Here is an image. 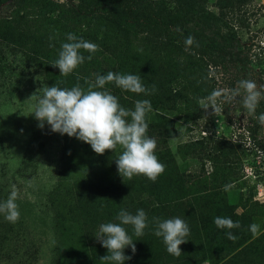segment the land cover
Returning a JSON list of instances; mask_svg holds the SVG:
<instances>
[{
  "label": "rangeland",
  "instance_id": "1",
  "mask_svg": "<svg viewBox=\"0 0 264 264\" xmlns=\"http://www.w3.org/2000/svg\"><path fill=\"white\" fill-rule=\"evenodd\" d=\"M12 1L1 0L0 3V202L5 201L15 188L20 217L18 222L10 223L0 214V264H106L100 258L108 251L95 235L100 224L118 223L116 216L121 209L132 214L143 209L148 216L149 226L140 237L134 235L132 226H125L136 246L137 239L150 238L156 242L158 247L151 255L153 260L149 256L146 262L173 264L178 258L167 252L162 237L154 235L152 220L153 217L162 220L180 217L184 221L188 219L190 228L188 241L180 245L182 255L198 256L203 252L201 248H205L206 253L216 247L213 259L201 260L198 264H254L256 257L245 249L247 242L255 236L241 242V227L233 228L230 231L238 238L229 241L226 239L229 230L218 228L214 218L225 217L222 214L231 209L233 214H240L242 197L252 195L253 223L260 226L259 234L264 230V183L256 178L257 174L264 175V149H261L264 138H259L262 127L257 119L246 115L237 100L223 104L218 101L219 110L215 113L211 106L207 109L200 106L199 117L186 122L180 111L181 105L177 103L176 107H171L173 100H166L164 74L140 76L147 88L156 86L155 93L130 92L128 96L149 100L159 94L157 99L165 102L152 106L146 115L147 122H152L156 113L174 120L175 133L165 141H156L155 154L169 149L178 167L177 173H180L198 163L187 150L188 143L208 138L206 142L214 147L217 146L215 139L223 136L242 144V167L235 169L237 174L227 184L222 183L219 189H199L197 193L204 199L199 205L193 204L191 211L190 205L175 200L174 192L180 184L174 174L167 172L171 167L165 165L159 180L150 185L154 199L147 193L145 198L141 188L134 183L119 194L118 206L93 220L88 211H83L86 194L93 188L91 181L95 180L98 185L111 184L113 165L121 147L118 145L115 151L96 154L88 143L52 132L46 122L43 128L38 127L39 122L32 114L37 98L48 87L41 58L50 49L59 53L66 33L64 27L71 17L64 10L76 0H52L63 11L53 13L62 15L52 23L35 0H28L21 9L20 18H11ZM209 6L217 11L211 4ZM240 18L236 30L243 63L227 66L226 70L218 67L216 90L234 88L240 79H253L264 84V0H247ZM210 70L213 75L214 67ZM229 78L236 79L233 86H230ZM260 105L264 107V100ZM248 126H257L249 138L245 136ZM157 157L163 164V159ZM205 169L211 170L209 160L205 162ZM146 185L144 183V188ZM211 192L218 194L204 195ZM124 252L131 256L124 264H136L132 262V258L137 259L136 252L133 254L130 246Z\"/></svg>",
  "mask_w": 264,
  "mask_h": 264
},
{
  "label": "trees",
  "instance_id": "2",
  "mask_svg": "<svg viewBox=\"0 0 264 264\" xmlns=\"http://www.w3.org/2000/svg\"><path fill=\"white\" fill-rule=\"evenodd\" d=\"M35 1L47 16L49 23L61 17L62 13L53 14L63 11L60 10V5L52 0ZM27 2L28 0H13L11 18L15 20L20 18L21 9ZM246 2L247 0H76L71 2L64 10L70 13L71 17L65 18L69 20L64 27L66 33L62 42H68L67 33H74L77 37L96 43L100 50L91 54V60L87 59L90 53L81 50L86 57L84 63L68 76H63L58 67L51 65L58 59L59 53L50 49L45 56H42L43 58L40 57L45 64L43 68L47 86L71 88L78 82L86 89L88 82H94L97 74L104 75L109 71L145 77L150 75L154 77L163 73L165 76L163 93H166L167 102L173 100L171 107H176L177 103L181 105L180 111L186 122L196 119L199 117V101L206 99L216 90L215 77L219 72L218 67L220 69L224 67L223 69L226 70L227 66H235L242 62L236 29L237 23L241 20L240 12ZM210 4L217 8V11H213ZM189 36L195 38L194 43L186 46L185 40ZM35 52L41 56L38 50ZM211 67L215 69L213 75ZM235 81V78L228 80L230 86H233ZM172 85L176 88L174 89ZM105 87L118 97L121 106L134 109L137 100L128 96L130 91L121 90L111 83ZM157 95L159 94L149 99L153 107L165 103L163 100L160 102ZM260 113H264L262 105L256 109V114ZM148 125L147 135L158 142L165 141L175 133L174 120L161 114L156 113L155 119ZM257 126H248L245 136L248 138L252 136ZM207 140L208 138H202L186 145L187 150L198 163L192 169L180 173H177L178 167L169 149L166 148L165 153L161 151L156 154L163 159L164 165L171 167L167 172L174 174V178L178 179L180 187L176 191L174 189L171 191H175V200L183 201L185 206L199 205L204 199L197 193L199 189L202 188V191L210 188L213 191L219 189L222 183L227 184L229 179L237 174V168L242 167L241 155L244 148L240 142L221 136L215 139L217 146L210 147V142H206ZM261 149H264V146ZM207 160L211 162L210 171L205 169ZM113 172L114 177L109 186L98 185L95 180L91 181L90 187L93 188L86 194L83 211L86 213L88 211L93 220L105 216L110 212L111 207L118 206L119 194L134 183L141 188L145 198V193L153 196V199L155 197L150 188L153 182L146 176L137 175L131 180L126 178L123 180L118 173L116 163L113 165ZM256 178L264 183V175L257 174ZM144 183L147 184L145 188ZM192 188L196 189L191 190ZM213 194L218 193L211 192L204 195ZM252 198V195L242 197L243 211L240 214H233L232 209L222 214L240 222L241 242L253 236L249 230V226L254 222L250 205ZM193 210L194 208L191 207V211ZM183 212L186 211L183 209ZM186 222L189 225L188 219ZM226 239L231 241L227 237ZM136 241L137 259L132 258V262L151 264L150 260L148 262L146 260L157 250L156 242L150 238ZM215 248H211L206 253L205 248H201L200 251L203 252L198 256L181 254L173 264H198L201 260H211L216 254L213 251ZM245 250L256 257L254 264L264 263V230L247 242ZM151 259L153 260V257Z\"/></svg>",
  "mask_w": 264,
  "mask_h": 264
},
{
  "label": "clouds",
  "instance_id": "3",
  "mask_svg": "<svg viewBox=\"0 0 264 264\" xmlns=\"http://www.w3.org/2000/svg\"><path fill=\"white\" fill-rule=\"evenodd\" d=\"M68 42L61 44L58 59L51 65L58 67L60 74L68 76L79 65L83 64L86 57L84 50L90 55L99 51V45L77 37L74 33H67ZM194 37H187L186 46L194 43ZM114 84L124 91L136 94L150 95L155 93L156 86L147 88L139 75L122 74L109 71L107 74H97L95 81H89L85 89L78 82L71 88L51 86L43 89V95L37 98V104L32 111L39 122L38 127L43 128L45 122L52 132L88 143L96 154H104L106 150L115 151L119 145L121 153L116 157L115 163L118 173L123 178L131 180L134 176L144 175L152 182L164 172L165 165L159 162L155 150L157 142L147 135L148 123L146 115L152 110L149 100H137L134 109L121 106L117 96L105 87ZM239 101L244 113L257 119L262 127L259 138H264V113L256 114L260 102L264 100V84H258L253 79H240L231 89L214 90L207 98L199 101L201 108L211 106L214 113L220 104ZM18 192L12 189L8 198L0 202V214L10 223L19 220V206L16 203ZM115 222L102 223L96 233V239L105 247L108 254L100 259L106 264H124L131 256L125 255L124 249L131 247L132 253L136 252V245L125 226H132L134 235L140 237L149 226V220L143 209H138L136 214L121 209ZM154 235L162 237L163 243L169 254L179 257L182 253L180 245L187 242L190 228L186 221L180 217L160 219L153 217ZM215 225L220 229H228L227 238L235 240L237 237L230 231L240 228L239 221L229 217L217 216ZM251 233L259 234L260 226L253 223L249 226Z\"/></svg>",
  "mask_w": 264,
  "mask_h": 264
},
{
  "label": "built area",
  "instance_id": "4",
  "mask_svg": "<svg viewBox=\"0 0 264 264\" xmlns=\"http://www.w3.org/2000/svg\"><path fill=\"white\" fill-rule=\"evenodd\" d=\"M203 134H204V132H203Z\"/></svg>",
  "mask_w": 264,
  "mask_h": 264
}]
</instances>
